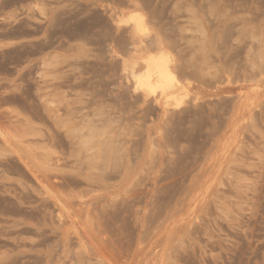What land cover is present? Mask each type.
Listing matches in <instances>:
<instances>
[{
	"label": "rangeland",
	"instance_id": "obj_1",
	"mask_svg": "<svg viewBox=\"0 0 264 264\" xmlns=\"http://www.w3.org/2000/svg\"><path fill=\"white\" fill-rule=\"evenodd\" d=\"M0 264H264V0H0Z\"/></svg>",
	"mask_w": 264,
	"mask_h": 264
},
{
	"label": "bare ground",
	"instance_id": "obj_2",
	"mask_svg": "<svg viewBox=\"0 0 264 264\" xmlns=\"http://www.w3.org/2000/svg\"><path fill=\"white\" fill-rule=\"evenodd\" d=\"M144 27H145L144 20L141 17H137L134 19V26H133L134 29L133 30L135 32H139V31L143 30ZM131 47H133V46H131ZM135 72L137 73V71H135ZM173 78H174V72H173L172 66L169 62V59L167 56H165L162 53L156 54L154 56H150L146 61L145 70L139 74H134L136 86L143 89V90H146V91L153 89L157 86H161L162 90L165 91L170 86V83L158 85V84H156V81L159 79L160 80L165 79V80L170 81Z\"/></svg>",
	"mask_w": 264,
	"mask_h": 264
}]
</instances>
